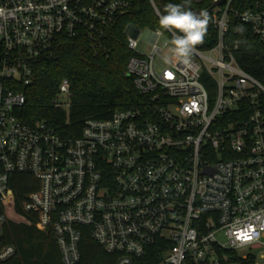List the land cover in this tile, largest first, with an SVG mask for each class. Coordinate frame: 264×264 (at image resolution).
I'll return each mask as SVG.
<instances>
[{"label": "built area", "instance_id": "obj_1", "mask_svg": "<svg viewBox=\"0 0 264 264\" xmlns=\"http://www.w3.org/2000/svg\"><path fill=\"white\" fill-rule=\"evenodd\" d=\"M218 1L185 4L208 16L188 64L164 62L178 31L128 25L126 74L142 105L87 118L65 139L21 119L35 64L62 36L104 52L137 0H0V262L16 254L3 242L6 209L25 175L37 189L22 209L51 232L61 264H82L84 229L115 264H264V86L240 63L255 51L245 36L264 46V0ZM70 99L63 80L55 106Z\"/></svg>", "mask_w": 264, "mask_h": 264}, {"label": "trees", "instance_id": "obj_2", "mask_svg": "<svg viewBox=\"0 0 264 264\" xmlns=\"http://www.w3.org/2000/svg\"><path fill=\"white\" fill-rule=\"evenodd\" d=\"M164 14L169 3L185 5L188 0H153ZM158 20L149 0H137L132 10L115 21L103 42L104 52L95 55L85 38L60 37L50 58L38 61L30 86L23 89L26 109L21 117L28 124L45 120L62 138L80 136L85 119H107L115 110L142 105L144 97L134 88L126 74V65L133 53L128 49L125 30L133 25L139 30L155 28ZM255 51L240 61L243 69L264 86V46L255 38L245 36ZM70 84V107H57L59 86ZM30 176H16L7 205V224L3 242L14 246L16 254L0 264H61L51 232L37 230L36 216L22 209V201L37 189ZM80 244L82 264H115L116 257L107 254L84 229Z\"/></svg>", "mask_w": 264, "mask_h": 264}, {"label": "clouds", "instance_id": "obj_3", "mask_svg": "<svg viewBox=\"0 0 264 264\" xmlns=\"http://www.w3.org/2000/svg\"><path fill=\"white\" fill-rule=\"evenodd\" d=\"M3 10L0 9V14ZM159 25L165 30H176L181 35H174L171 41L173 47L170 51L172 57L165 56V63H172L173 60H180L184 64L189 63L192 50L203 43L207 25V13H194L184 5L169 3L165 6L164 14L159 17Z\"/></svg>", "mask_w": 264, "mask_h": 264}, {"label": "rangeland", "instance_id": "obj_4", "mask_svg": "<svg viewBox=\"0 0 264 264\" xmlns=\"http://www.w3.org/2000/svg\"><path fill=\"white\" fill-rule=\"evenodd\" d=\"M155 28L161 29V27L159 25V22H158V24L156 25ZM143 30H145V29H143ZM166 40L167 39L165 37H161L160 40L158 41V46L159 47H162L163 46V43ZM151 49H152V46L150 44H148L146 41H144L141 38V35H140V37L138 38V43H137V51L138 52H141L142 54L148 55L151 52ZM171 55L172 54H171V51L170 50H168V49H164L163 50V57H165V56L171 57ZM219 238L221 239L222 242H225V237L223 235H220ZM245 253H247V249L240 250V252H239V254H241V255H243ZM255 254H256L257 257H259V255H261L262 252L256 251Z\"/></svg>", "mask_w": 264, "mask_h": 264}, {"label": "water", "instance_id": "obj_5", "mask_svg": "<svg viewBox=\"0 0 264 264\" xmlns=\"http://www.w3.org/2000/svg\"><path fill=\"white\" fill-rule=\"evenodd\" d=\"M225 0H219L217 3H215L214 4V7H217V6H219V5H221L223 2H224ZM186 8H189V6H186V5H184ZM193 11V10H192ZM194 12V11H193ZM194 13H196V14H199V13H197V12H194Z\"/></svg>", "mask_w": 264, "mask_h": 264}, {"label": "snow or ice", "instance_id": "obj_6", "mask_svg": "<svg viewBox=\"0 0 264 264\" xmlns=\"http://www.w3.org/2000/svg\"><path fill=\"white\" fill-rule=\"evenodd\" d=\"M245 238H247V237H245Z\"/></svg>", "mask_w": 264, "mask_h": 264}]
</instances>
